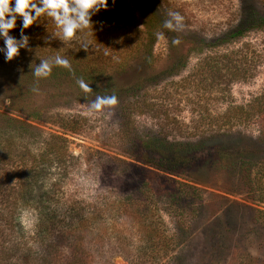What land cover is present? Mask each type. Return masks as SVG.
<instances>
[{"label":"rangeland","instance_id":"1","mask_svg":"<svg viewBox=\"0 0 264 264\" xmlns=\"http://www.w3.org/2000/svg\"><path fill=\"white\" fill-rule=\"evenodd\" d=\"M126 2L133 10L144 42H147L145 22L149 21V15L162 26L155 31L154 68L149 70L138 60L126 71L112 73V83L123 88L122 94L129 96V100L148 96L151 101L157 91L150 84L162 74L163 109L180 124L161 130L158 120L149 114L126 118L122 108L124 98H119L112 108L90 114L94 99L54 97L42 87H37L30 99H16L20 110L16 112L5 97L12 93L17 75L32 60V54L21 49L12 61L0 63V112L35 125L43 134L36 136V140L49 132L63 134V131L56 124L22 117L34 112L35 106L46 110V117L63 114L85 119L80 134H64L70 153L65 164L44 169L31 196L19 205L15 215L17 235L38 250L37 204H41L38 201L62 199L64 203L59 210L77 202L87 212L90 210L93 217L90 236L94 238L92 249L97 252V264H134L133 258L113 252L125 248L136 253L135 250L144 246L140 224L131 217L129 205L133 198L141 201L149 196L152 211L148 217L152 216L150 220L157 225L161 223V230H167L173 248L168 257H156V264H264V144L259 139V128L249 122L220 129L207 119L223 115L231 104H247L264 92V27L257 26L264 17V0ZM169 11H179L184 16L182 31L163 27ZM242 24L246 26L243 34L227 41L231 31ZM161 32L163 39L157 35ZM175 39L180 43L174 44ZM225 52L234 53L232 58L228 57L230 63H240L246 69L243 78L224 81L212 88L192 82L197 80L191 74L205 69L203 59L209 56L217 59ZM180 58H184L181 65L175 66ZM173 69L177 74L167 76ZM29 88L28 83L22 86L21 97ZM24 139L31 143L34 136L26 134ZM148 139L176 147L182 143H203L233 152L243 148L254 151L255 155L239 170H223L205 163L198 171L170 175L173 179L169 180V189L163 185L151 189L146 170L149 167L136 158L138 142ZM164 196H185L194 207L189 212H180ZM138 262L143 260L138 258Z\"/></svg>","mask_w":264,"mask_h":264},{"label":"trees","instance_id":"2","mask_svg":"<svg viewBox=\"0 0 264 264\" xmlns=\"http://www.w3.org/2000/svg\"><path fill=\"white\" fill-rule=\"evenodd\" d=\"M92 21L94 29H90L93 35L89 36V39L93 41L95 47L90 46L88 51L81 49L80 40L63 44L58 39H50L51 33L57 29L53 23L44 19H41V24L34 23L25 30V34L30 36L29 43L32 50L29 52L32 54V60H29L22 72L17 75L12 93L5 97L10 101L9 107L16 112L20 111L16 106V99H30L36 93L34 89L37 87L45 89L50 96H66L82 100L95 99L97 95H116L118 99H125L122 108L126 118L133 119L136 115L149 114L158 120L161 130H164L165 126L177 127L180 123L171 116L170 112L163 109L165 99L161 95L164 89H160L162 74L159 80L150 84L155 87L153 90L157 91L156 98L151 101L148 96L129 100V96L122 94L123 88L112 83V73L124 72L138 60L149 70L154 68L152 48L155 31L162 24L149 15V21L145 22L147 42H144L139 24L126 0H116L114 5L112 0H109L108 9H102L92 17ZM20 24L21 21L18 20L17 28L10 30V34L17 39L20 37ZM257 26L264 27V17L260 18ZM245 29L246 26L243 24L235 28L226 40L231 41L242 35ZM3 43L0 39V46H3ZM56 55L69 59L73 71L54 67L50 77L37 80L32 69L41 59ZM233 55V52H225L217 56V59L211 56L203 59L205 69L193 72L191 76L197 81L192 80V82L197 86L207 84L208 88H212L220 86L224 81L229 83L243 78L247 73L246 69L240 67V63L232 64L228 60V57L232 58ZM183 59L176 60L174 65H181ZM5 61L4 54L0 53V63ZM110 71L112 72L109 73ZM176 74V70L173 69L166 75ZM81 78L89 83L91 92L85 93L78 86L76 81ZM27 83L30 85L28 93L21 97V88ZM34 108L36 109L34 112L24 114L25 116L22 117L56 124L63 134L49 132L44 138L36 140V136L43 134L37 127L35 128V125L22 118L0 112V264H97V252L92 249L94 238L90 236L93 217L90 210L87 212L81 203L70 202L67 209L59 210L64 203L62 199L41 198L38 201L41 203L39 206L37 204L38 250L31 247L25 238L17 235L18 223L15 215L19 205L31 196L44 169L55 164H65L67 161L66 157L70 153L68 138L64 134H80L85 125V119L82 117L63 114L46 117L45 114L48 113L46 110L43 111L37 106ZM207 119L212 126L216 125L220 129L252 122L259 128V139L264 144V92L247 104H231L223 115ZM3 128L6 130H2ZM36 129L40 134L35 131ZM26 134L34 136V141L27 143L24 139ZM157 139L139 141V154L136 156L137 159L139 158L138 161L149 167L146 170L151 189L162 185L167 188L169 180L173 179L170 175H184L190 170L198 171L205 163L214 164L223 170H239L245 168L244 164L255 155L254 151L243 148L233 152L219 145H203V143H182L176 147L169 142L157 143ZM34 144H37L36 147H33ZM250 176L251 174L248 173V181ZM164 197H167L170 204L180 212H189L194 207L185 196ZM133 199L129 205L131 217L140 224L139 231L143 235L145 244L140 246V250H135L136 253H131L125 248L113 253H123L122 255L127 259L133 258L134 264H156V257L160 255L168 257L172 252L171 237L167 230H161V223L157 225L150 220L152 216L148 217L149 211H152L148 201L149 196H145L141 201L137 198ZM125 208L128 206L125 205ZM138 258L143 262L139 263ZM108 264L112 263L108 262Z\"/></svg>","mask_w":264,"mask_h":264},{"label":"clouds","instance_id":"3","mask_svg":"<svg viewBox=\"0 0 264 264\" xmlns=\"http://www.w3.org/2000/svg\"><path fill=\"white\" fill-rule=\"evenodd\" d=\"M115 2L116 0H112L113 5ZM108 7L109 0H0V39L4 42L0 46V53L4 54L6 61H12L21 49L31 51L30 36L25 34V30L34 23L41 24V19L53 23L57 29L51 33L50 39H58L63 44L80 40L81 49L88 51L90 46L95 47L89 39L93 35L90 29H94L92 17ZM184 19L179 11H169L163 27L170 31H182L185 26ZM18 20L21 21L19 39L10 34V30L17 28ZM157 35L159 39L164 38L162 32ZM173 43L179 44L180 41L175 39ZM54 67L73 71L69 59L60 55L41 59L32 71L37 80L46 79L52 75ZM76 83L85 93L92 91L84 79H77ZM117 104L116 95H97L91 102L89 112L95 114Z\"/></svg>","mask_w":264,"mask_h":264}]
</instances>
